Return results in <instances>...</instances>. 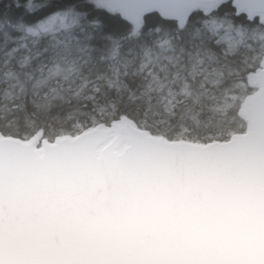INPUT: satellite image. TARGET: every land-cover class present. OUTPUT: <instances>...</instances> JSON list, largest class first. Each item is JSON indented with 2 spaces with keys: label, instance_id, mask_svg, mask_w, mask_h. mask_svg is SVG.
Returning a JSON list of instances; mask_svg holds the SVG:
<instances>
[{
  "label": "snow or ice",
  "instance_id": "6c2138e0",
  "mask_svg": "<svg viewBox=\"0 0 264 264\" xmlns=\"http://www.w3.org/2000/svg\"><path fill=\"white\" fill-rule=\"evenodd\" d=\"M65 146L264 159V0H0V168Z\"/></svg>",
  "mask_w": 264,
  "mask_h": 264
},
{
  "label": "water",
  "instance_id": "95a60500",
  "mask_svg": "<svg viewBox=\"0 0 264 264\" xmlns=\"http://www.w3.org/2000/svg\"><path fill=\"white\" fill-rule=\"evenodd\" d=\"M0 264H264V159L207 148L9 153Z\"/></svg>",
  "mask_w": 264,
  "mask_h": 264
},
{
  "label": "trees",
  "instance_id": "16d2710c",
  "mask_svg": "<svg viewBox=\"0 0 264 264\" xmlns=\"http://www.w3.org/2000/svg\"><path fill=\"white\" fill-rule=\"evenodd\" d=\"M29 2V0H25V5H27V3ZM232 11H234V9H232ZM237 22V23H236ZM236 22L234 23V27H244L245 25L251 26L250 22L248 21V19H246L243 15H241L240 17H238L236 19ZM255 23H258L257 20L255 21ZM154 33V38H159V39H164L165 37L163 36V30L161 33L156 34L154 31V28L151 29ZM193 35H195V31H193ZM199 119V117H198ZM165 126L161 125V128L163 129Z\"/></svg>",
  "mask_w": 264,
  "mask_h": 264
}]
</instances>
